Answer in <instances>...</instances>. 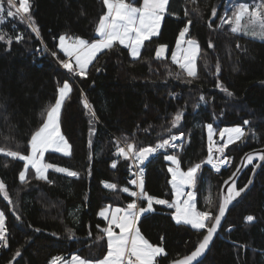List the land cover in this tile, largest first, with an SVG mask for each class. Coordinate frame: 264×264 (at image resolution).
<instances>
[{
	"label": "trees",
	"instance_id": "trees-1",
	"mask_svg": "<svg viewBox=\"0 0 264 264\" xmlns=\"http://www.w3.org/2000/svg\"><path fill=\"white\" fill-rule=\"evenodd\" d=\"M233 2L170 0L158 34L144 42L139 58L116 43L97 54L84 77L63 68L60 61L66 57L57 42L61 35L94 40L99 18L106 12L103 0H30L39 35L27 17L21 22L19 17L5 15L0 30L23 38L11 44L0 41V147L28 154L31 135L67 81L71 91L63 102L59 124L70 154L47 151L44 159L79 175L49 169L45 180L29 167L21 181L24 161L0 153V180L8 192L7 198L0 194L7 228L6 246L0 242V264H50L57 256L67 259L73 254L93 261L102 258L107 249L103 233L107 220L99 212L136 199L130 195L135 191L131 159L117 154V148H126L127 143L137 149L155 146L183 133L177 147L157 151L140 165L144 190L172 200L165 154L175 155L184 169L201 164L194 188L197 203L215 217L221 184L241 154L264 145V40L234 34L228 25L221 27L222 14ZM4 7L8 9L6 0ZM188 20L192 21L188 36L200 48L195 77H189L170 56ZM161 44L167 46L166 55L156 58ZM178 112L182 119L173 128L171 122ZM208 124L215 131L231 125L248 131L220 155L213 154V160L229 158L218 171L207 163ZM250 171L251 167L243 173L239 187ZM254 180L251 189L230 207L210 250L197 264H264V164ZM105 182L117 188L108 189ZM124 187L129 193L123 192ZM139 206L146 207V200H139ZM152 207L142 214L137 227L150 243L164 247L166 255L158 258V264L184 256L199 244L206 229L175 222L167 205L153 202ZM249 215L254 217L251 222L245 219ZM212 221L206 222L208 226Z\"/></svg>",
	"mask_w": 264,
	"mask_h": 264
},
{
	"label": "snow or ice",
	"instance_id": "snow-or-ice-1",
	"mask_svg": "<svg viewBox=\"0 0 264 264\" xmlns=\"http://www.w3.org/2000/svg\"><path fill=\"white\" fill-rule=\"evenodd\" d=\"M6 2L8 5L7 10L4 7V0H0V24L4 23L5 15L7 17H19L21 22H24L25 17H27L32 26V30L39 35V30L35 27V21L30 14V0H6ZM137 2L138 0H131V2H128V0H103L107 11L99 18L97 27L95 28V32L99 38L94 39L91 43L80 37H75L71 43H68L66 36L61 35L59 37V47L69 58L68 60L60 61L63 68L84 77L87 75L89 64L96 59L97 54L102 53L104 50L112 49L117 42L129 48L132 57L139 58L144 42L158 34L160 22L164 13L167 11L170 0H142L140 6H136ZM216 14L217 10L213 8L212 15L216 16ZM187 15L188 12L185 11V16ZM221 21V27L223 25H229L230 31L234 34H246L252 38L264 40V0H251V2H248V0H237L232 5V15H225L221 18ZM191 23L192 21L188 20L179 34L181 39L177 40V48L181 55L178 56L177 52H173L172 60L178 63L187 72L189 77H195L197 75L196 60L200 55V48L195 39L183 40L189 31V25ZM22 38L20 35L11 37L6 32L0 30V41H5L8 44H11L13 39L20 41ZM182 44H186L187 47H181ZM212 46L209 44V47ZM166 48V45H159L155 52L156 58H161ZM52 55L55 56L56 53L53 52ZM217 70L219 71V67H217ZM218 86L223 87L222 85ZM70 91L71 86L65 81L63 86L59 88V96L55 99V103L48 108L46 119L43 120L39 129L31 135L29 141L30 154L24 155L19 151L2 147H0V153L8 157H18L26 161L25 170L31 165L35 169L39 179L47 180L45 173L50 168H55L60 173H67L68 176L77 177L79 173L75 171L43 162L45 152L50 149L70 154V145L62 135L59 124L62 104ZM224 91L227 92V89H224ZM228 95H232V93L228 92ZM84 106L86 108L89 107L86 101L84 102ZM182 115L180 112L175 115L171 122L173 128L181 121ZM248 123V121H244V124ZM207 127L209 129L208 139L210 142L207 163L213 164V167L218 168L219 165L213 162V146L211 143L212 125L209 124ZM225 133L228 134V139L222 146L217 148V151L220 153H223L224 149L228 144L233 143L234 139L240 140L246 135L242 127L222 129L220 133L221 137ZM181 137H183V133L180 134V137L171 135L169 139H163L155 146L139 147L138 149L135 144L127 143L126 148H117V154L125 159L132 158L135 161L143 163L149 155L156 153L159 149H164L168 146L173 148L177 147L174 142ZM257 155H259L261 160H264V153H257ZM166 159L176 166L175 168H169V172L172 174V180L170 182L176 194V200L172 204H169L167 200L153 197L144 190V170L143 168H139V172L136 174L138 179L131 181V184L137 185L139 189L138 192H130V195L136 197V199L128 203L126 208H115L111 213L110 219L106 215L107 209L101 210L99 213L101 217L108 219V225L103 229V233L107 237V252L103 255V258L93 261L78 255H73L69 262L57 256L50 261V264H58V262L59 264H158V258L166 255L164 247L150 243L136 226L141 214L153 210V202L175 207L173 216L177 223L190 225L193 229L197 230H207L194 251L185 255L183 258L171 261V264H194V262H197L208 249L213 235L221 223V218L225 215L226 207L236 197L240 196L244 189L235 190V183L233 182V186L228 189L227 196L219 206L218 214L213 217L210 211H200L197 209L194 192H184L186 185L195 187L197 172L201 164H195L189 167L187 171H183L180 168V161L175 155L167 156ZM247 160L251 163L253 154H247ZM225 162L224 159H221L219 164H224ZM112 167H116L115 162L112 164ZM235 175L236 173H233V176ZM229 179L231 180L232 178L230 177ZM20 180H25V171H21ZM225 183H228V181H225ZM104 186L108 189L117 188L116 184L108 182H105ZM129 191L128 187L123 188V192L129 193ZM0 194H3L5 198L8 197L6 186L2 180H0ZM184 195L187 196V199L181 203L180 197ZM137 199L146 200L147 206L140 207ZM213 219L214 222L209 227L206 222ZM245 219L251 222L254 220V217L249 215ZM116 228L119 229V232L115 231ZM6 233L5 216L3 212H0V242L4 243L5 246L7 244ZM99 239H103V237ZM15 255L19 256L20 252L17 251Z\"/></svg>",
	"mask_w": 264,
	"mask_h": 264
},
{
	"label": "water",
	"instance_id": "water-1",
	"mask_svg": "<svg viewBox=\"0 0 264 264\" xmlns=\"http://www.w3.org/2000/svg\"><path fill=\"white\" fill-rule=\"evenodd\" d=\"M250 153L253 154V160H252L251 163H249L248 160H247V154H250ZM257 153H264V145L259 146V147L251 148V149L247 150L246 152H244L243 154H241V157H240L238 163L236 164L235 168L231 172V174L222 182L221 187H220V204L223 203L224 198L228 194V189L233 186V182L235 183V190L244 189V191L241 192L240 196L236 197L230 204H228V206L226 207V210H225V215L221 218V223L218 226L216 233H214L212 241L210 242L208 249L205 251V253L202 255V257L197 262H194V264H197L198 262H200L206 256L208 251L210 250V248L212 246V243L214 242V240L217 237V234L219 233L220 229L222 228L224 220H225V218H226V216H227V214L229 212L230 207L233 205V203L237 199H239L242 195H244L247 191H249L251 189V187H252V185H253V183L255 181L254 179L256 178V175H257L259 169L264 164V160H261L259 158V155H257ZM250 167H251V171H250L248 180L246 181V183L242 187H239L238 186V182L240 181L241 176ZM233 173H236V175L233 176ZM230 177L232 178L231 180L229 179ZM225 181H228V183H225ZM249 181H251V183H249ZM246 185H247V187H245ZM217 214H218V212H217ZM213 222H214V219H213L212 223ZM206 231L203 234V236L206 234ZM203 236H202V238H203ZM194 250H195V248L192 251H194ZM192 251H190L186 255L190 254ZM184 256L172 259L169 262H167L166 264H171V261L183 258Z\"/></svg>",
	"mask_w": 264,
	"mask_h": 264
},
{
	"label": "rangeland",
	"instance_id": "rangeland-1",
	"mask_svg": "<svg viewBox=\"0 0 264 264\" xmlns=\"http://www.w3.org/2000/svg\"><path fill=\"white\" fill-rule=\"evenodd\" d=\"M248 1H251V0H248ZM235 2H237V0H235ZM234 3V2H233ZM232 6V4H230L227 8H226V10H225V13L224 14H222L223 16L222 17H224L225 15H228V16H231L232 15V9L231 10H229L228 12H227V10L230 8ZM229 26V25H228ZM248 36H250V35H248ZM257 39H259V38H257ZM261 40V39H260ZM198 43V42H197ZM199 45V44H198ZM182 47H185L184 45L182 46ZM186 47H187V45H186ZM179 54L181 55V53H180V51H179ZM69 83V82H68ZM70 84V83H69ZM63 85H61V87H62ZM71 86V85H70ZM60 88V87H59ZM58 96H59V89H58V95H57V98H58ZM62 106H63V104H62ZM62 109V108H61ZM209 125V124H208ZM207 125V126H208ZM235 127H242L241 125H231V126H224V127H222V128H220L218 131H215V129H214V127L212 126V141H211V143H212V146H213V154H216V155H220V152L219 151H217V148L218 147H220V146H222L226 141H227V139H228V134L227 133H225L224 134V136L223 137H221V130L222 129H232V128H235ZM243 128V127H242ZM244 129V128H243ZM61 130V129H60ZM244 131H245V133H247L248 131L246 130V129H244ZM61 133H62V131H61ZM62 135L64 136V134L62 133ZM65 137V136H64ZM206 137H207V141H208V144L210 143L209 142V139H208V137H209V129H208V127H206ZM243 138V137H242ZM241 138V139H242ZM65 139H66V137H65ZM67 140V139H66ZM235 141H238V140H233V142H235ZM67 142H68V140H67ZM68 144H69V142H68ZM232 144V143H231ZM70 145V144H69ZM228 145H230V144H228ZM30 151H31V149L29 150V153L28 154H30ZM48 151H52V152H57V153H60V154H63V155H68V154H65V153H63V152H58V151H55V150H48ZM158 151H161V149H159ZM47 152V151H46ZM45 152V153H46ZM215 152V153H214ZM28 154H24V155H28ZM45 155V154H44ZM170 155H173V154H165V159H166V157L167 156H170ZM150 156V155H149ZM148 156V157H149ZM18 158V157H17ZM20 159V158H19ZM22 160V159H21ZM167 160V159H166ZM179 160V159H178ZM24 161V160H23ZM168 162H169V168H175L176 166L171 162V161H169V160H167ZM43 162L44 163H46V164H50V163H47L46 161H45V159H44V157H43ZM27 162L26 161H24V164H26ZM52 165H54V164H52ZM54 166H57V167H60V166H58V165H54ZM29 167H31L32 168V166L31 165H29L28 166V168ZM191 167V166H190ZM28 168H27V170H28ZM64 168V167H63ZM180 168H181V170H183V171H187V169L189 168H182L181 167V165H180ZM34 171H35V169L34 168H32ZM50 169H52V170H55V168H50ZM27 170H25V165H24V169H23V171H25V178H26V174H27ZM49 170V169H48ZM47 170V171H48ZM35 173H36V171H35ZM198 173V172H197ZM47 174V172L45 173V175ZM65 174H67V173H65ZM37 175V174H36ZM170 175H171V178H170V181L172 180V174H171V172H170ZM171 183V182H170ZM171 187H172V184H171ZM195 187H196V184H195ZM195 187H192V186H188V185H186L185 187H184V192L185 193H187V192H194L195 193V196H196V207H197V209L198 210H200V211H202L201 209H200V207L198 206V203H197V196H198V193H197V191H195L194 190V188ZM172 189H173V187H172ZM185 199H187V196L186 195H184V196H181L180 197V202L182 203L183 202V200H185ZM176 200V194H175V190L173 189V197H172V200L169 202V204H172L174 201ZM167 205V204H166ZM127 206V205H126ZM126 206H122V207H119V208H126ZM168 206V205H167ZM169 207V206H168ZM106 208H110V207H106ZM118 208V207H117ZM169 208H171L172 209V212H173V214L175 213V207H169ZM115 210V208H112V210H111V213L113 212ZM1 212V211H0ZM141 216H142V214H141ZM103 218H105V217H103ZM111 218V214H110V216H109V219ZM173 219H174V216H173ZM174 221L176 222V220L174 219ZM187 225V224H186ZM190 226V225H189ZM191 227V226H190ZM117 229V228H116ZM116 229H115V231H116ZM141 232V231H140ZM142 234V233H141ZM143 235V234H142ZM106 240H107V237H106ZM157 246H161V245H157ZM106 252H107V249H106ZM106 252H105V254H106ZM103 258V257H102ZM102 258H100V259H102ZM95 261V260H94Z\"/></svg>",
	"mask_w": 264,
	"mask_h": 264
},
{
	"label": "crops",
	"instance_id": "crops-1",
	"mask_svg": "<svg viewBox=\"0 0 264 264\" xmlns=\"http://www.w3.org/2000/svg\"><path fill=\"white\" fill-rule=\"evenodd\" d=\"M140 3H142V0H141V2ZM140 3L139 4H136V6H140ZM106 7V6H105ZM106 11H107V9H106ZM166 13V12H165ZM165 13H164V15H165ZM164 15H163V17H164ZM162 20H163V18H162ZM162 20H161V22H160V26H161V23H162ZM159 29H160V27H159ZM159 32V31H158ZM66 38H67V42L68 43H71L72 42V39L73 38H75V37H67L66 36ZM81 38V37H80ZM99 37H98V34H97V37L95 38V39H98ZM178 39H181L180 38V35H178V37H177V40ZM187 39H191L189 36H188V33H186V35H185V37L183 38V40H187ZM86 40V39H85ZM177 40H176V43H175V46H174V48H173V50H172V52H171V59H172V53L173 52H177V54H178V56L180 55L179 54V49L177 48ZM93 41V40H92ZM92 41H89L90 43L92 42ZM118 43V42H117ZM59 44H60V41H59V39H58V42H57V48H58V50L66 57V60H68L69 58L64 54V52L60 49V47H59ZM185 46L186 47V44H182L181 45V47L182 46ZM124 46V45H123ZM126 47V46H125ZM127 48V47H126ZM128 50H129V53H130V55H131V52H130V49L128 48ZM166 52H167V48H166V50H165V52H164V55L163 56H165L166 55ZM162 56V57H163ZM173 61V60H172ZM176 64H178V63H176ZM90 65V64H89ZM179 65V64H178ZM74 67H75V65H73ZM180 66V65H179ZM112 208H117V207H110V208H104V209H102V210H105V209H107V212H106V215H107V217H108V219H109V216H110V214H111V210H112ZM100 213V212H99ZM108 219H106L107 220V225H108ZM136 226H137V224H136ZM116 232H119V229L117 228L116 229ZM73 255H77V254H73ZM73 255H71L69 258H67V259H64L65 261H71V259H72V257H73ZM79 256V255H78ZM58 264H59V262H58Z\"/></svg>",
	"mask_w": 264,
	"mask_h": 264
},
{
	"label": "built area",
	"instance_id": "built-area-1",
	"mask_svg": "<svg viewBox=\"0 0 264 264\" xmlns=\"http://www.w3.org/2000/svg\"><path fill=\"white\" fill-rule=\"evenodd\" d=\"M128 2H131V0H128ZM61 65H62V64H61ZM177 136L180 137V135H177ZM182 139H183V137L177 139L174 143L179 142V141H181ZM168 147H170V146H168ZM166 148H167V147H166ZM166 148L161 149V151L166 150ZM130 159H131V163H132V171H133L134 179H138V176H137L136 174L139 172V167H140V165H141L142 163H140V162H138V161H135V160L132 159V158H130ZM221 159H224L226 162H225L224 164H219V161H220ZM213 162L216 163V164H218L219 167H218V168H217V167H213V164H209V163H208L209 166H210L214 171H218V170L221 169L222 167L227 166V163H228V157H227V155H226V156L220 158L219 160H217V161H213ZM135 191H136V192L139 191L137 185H135ZM137 203H138V205H139V199H137Z\"/></svg>",
	"mask_w": 264,
	"mask_h": 264
},
{
	"label": "bare ground",
	"instance_id": "bare-ground-1",
	"mask_svg": "<svg viewBox=\"0 0 264 264\" xmlns=\"http://www.w3.org/2000/svg\"><path fill=\"white\" fill-rule=\"evenodd\" d=\"M66 60V59H65ZM71 75V74H70ZM72 76V75H71Z\"/></svg>",
	"mask_w": 264,
	"mask_h": 264
}]
</instances>
